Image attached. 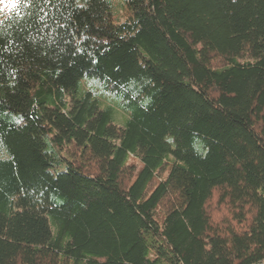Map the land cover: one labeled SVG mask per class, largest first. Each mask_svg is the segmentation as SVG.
Returning <instances> with one entry per match:
<instances>
[{"label":"trees","instance_id":"16d2710c","mask_svg":"<svg viewBox=\"0 0 264 264\" xmlns=\"http://www.w3.org/2000/svg\"><path fill=\"white\" fill-rule=\"evenodd\" d=\"M13 8L0 264H264V0Z\"/></svg>","mask_w":264,"mask_h":264},{"label":"rangeland","instance_id":"374dc122","mask_svg":"<svg viewBox=\"0 0 264 264\" xmlns=\"http://www.w3.org/2000/svg\"><path fill=\"white\" fill-rule=\"evenodd\" d=\"M14 6V0H0V12L1 13H6L8 12L12 7ZM215 65L220 66V62H214ZM99 82L94 80V81H83L82 82V87L84 89H87L92 92L98 93V85ZM121 115H118V118L121 119ZM208 206L210 207L211 213H215L217 210H223V208H220L216 204V197L212 198V200L209 202ZM221 215V214H219ZM217 217V216H215Z\"/></svg>","mask_w":264,"mask_h":264},{"label":"snow or ice","instance_id":"6c2138e0","mask_svg":"<svg viewBox=\"0 0 264 264\" xmlns=\"http://www.w3.org/2000/svg\"><path fill=\"white\" fill-rule=\"evenodd\" d=\"M21 2H22V0H14L13 10H16L19 7V5L21 4ZM17 15H18V13H17Z\"/></svg>","mask_w":264,"mask_h":264}]
</instances>
